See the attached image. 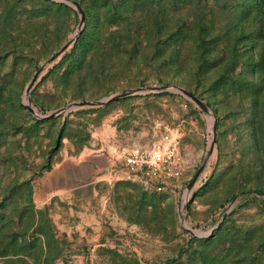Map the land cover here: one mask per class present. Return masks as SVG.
Segmentation results:
<instances>
[{
    "label": "rangeland",
    "instance_id": "rangeland-1",
    "mask_svg": "<svg viewBox=\"0 0 264 264\" xmlns=\"http://www.w3.org/2000/svg\"><path fill=\"white\" fill-rule=\"evenodd\" d=\"M0 264H264V0H0Z\"/></svg>",
    "mask_w": 264,
    "mask_h": 264
},
{
    "label": "built area",
    "instance_id": "built-area-1",
    "mask_svg": "<svg viewBox=\"0 0 264 264\" xmlns=\"http://www.w3.org/2000/svg\"><path fill=\"white\" fill-rule=\"evenodd\" d=\"M122 158L127 178L152 183L158 190L163 188L166 179L178 177L183 169L176 143L172 140L151 147H130Z\"/></svg>",
    "mask_w": 264,
    "mask_h": 264
},
{
    "label": "water",
    "instance_id": "water-1",
    "mask_svg": "<svg viewBox=\"0 0 264 264\" xmlns=\"http://www.w3.org/2000/svg\"><path fill=\"white\" fill-rule=\"evenodd\" d=\"M75 3H76V5L78 6V9H79L80 14H81V16H80V20H79V22L81 23V22L83 21V19H84V14H83V11H82L81 7L79 6L78 2H75ZM65 47H66V44L62 45V46L60 47V49L58 50L57 53H54V54H52V55L49 57L48 61L54 59V57H55L58 53H60ZM41 68H42V67H40V68L37 70L36 73H38V72L41 70ZM187 93H188L193 99H195L199 104L204 105V104L202 103V101H201L198 97H196L193 93H191V92H187ZM123 95H124V93H116V94H113V95L107 97V98L105 99V101H106V102H109V101L114 100V99H117V98H119V97H121V96H123ZM28 107L31 109L30 106H28Z\"/></svg>",
    "mask_w": 264,
    "mask_h": 264
},
{
    "label": "trees",
    "instance_id": "trees-1",
    "mask_svg": "<svg viewBox=\"0 0 264 264\" xmlns=\"http://www.w3.org/2000/svg\"><path fill=\"white\" fill-rule=\"evenodd\" d=\"M262 193H263V191H262Z\"/></svg>",
    "mask_w": 264,
    "mask_h": 264
}]
</instances>
